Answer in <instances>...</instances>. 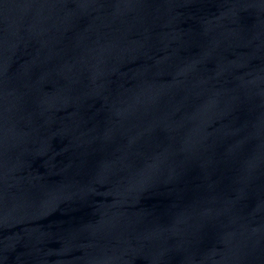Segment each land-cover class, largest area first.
<instances>
[{
  "label": "water",
  "instance_id": "obj_1",
  "mask_svg": "<svg viewBox=\"0 0 264 264\" xmlns=\"http://www.w3.org/2000/svg\"><path fill=\"white\" fill-rule=\"evenodd\" d=\"M0 264H264V0H0Z\"/></svg>",
  "mask_w": 264,
  "mask_h": 264
}]
</instances>
